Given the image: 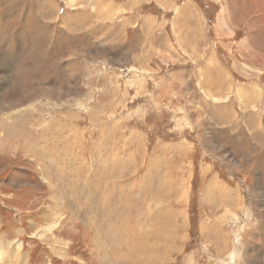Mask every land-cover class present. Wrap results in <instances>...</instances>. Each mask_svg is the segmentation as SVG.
<instances>
[{
    "label": "rangeland",
    "instance_id": "374dc122",
    "mask_svg": "<svg viewBox=\"0 0 264 264\" xmlns=\"http://www.w3.org/2000/svg\"><path fill=\"white\" fill-rule=\"evenodd\" d=\"M104 262L264 264V0H0V264Z\"/></svg>",
    "mask_w": 264,
    "mask_h": 264
},
{
    "label": "bare ground",
    "instance_id": "6f19581e",
    "mask_svg": "<svg viewBox=\"0 0 264 264\" xmlns=\"http://www.w3.org/2000/svg\"><path fill=\"white\" fill-rule=\"evenodd\" d=\"M219 186H220V185H219ZM214 187H215V186H214ZM97 241L99 242V240H97ZM98 242H97V243H98ZM100 255H101V254H100ZM102 260H103V258H102ZM104 261H106V260H104ZM100 262H102L101 259H100ZM106 262H107V261H106ZM106 262H104V264H107ZM101 264H102V263H101Z\"/></svg>",
    "mask_w": 264,
    "mask_h": 264
}]
</instances>
